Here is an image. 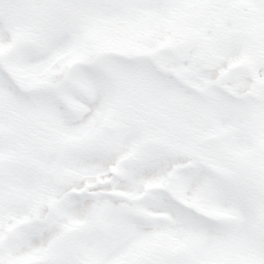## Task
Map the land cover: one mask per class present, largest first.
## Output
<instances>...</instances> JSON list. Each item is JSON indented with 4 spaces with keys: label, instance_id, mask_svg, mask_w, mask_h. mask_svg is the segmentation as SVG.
Listing matches in <instances>:
<instances>
[{
    "label": "snow or ice",
    "instance_id": "1",
    "mask_svg": "<svg viewBox=\"0 0 264 264\" xmlns=\"http://www.w3.org/2000/svg\"><path fill=\"white\" fill-rule=\"evenodd\" d=\"M0 264H264V0H0Z\"/></svg>",
    "mask_w": 264,
    "mask_h": 264
}]
</instances>
